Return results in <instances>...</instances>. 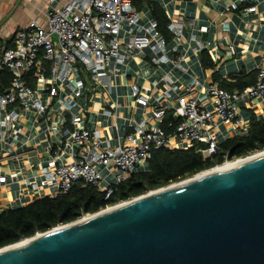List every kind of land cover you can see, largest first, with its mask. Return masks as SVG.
<instances>
[{
	"label": "built area",
	"instance_id": "2783aa9c",
	"mask_svg": "<svg viewBox=\"0 0 264 264\" xmlns=\"http://www.w3.org/2000/svg\"><path fill=\"white\" fill-rule=\"evenodd\" d=\"M49 2L43 21L33 19L19 29L12 47L0 43V74L7 70L11 76L9 86L0 90V146H5V155L18 159L14 150L26 114L32 112L46 122L55 115L59 119L46 129L53 135L58 151L40 164L39 179L25 180L24 190L28 194L53 189L59 195L82 182L106 193L109 199L115 187L144 167L157 150L200 145L203 159H211L220 150L218 129L227 125L246 132L239 116L241 105L258 99L264 101V68L259 70L256 84L242 90L229 91L218 82L204 86L195 78L182 94L170 84L159 97L152 98L134 86L135 102L143 108L150 106L152 118L131 125L132 131L123 145L114 148L103 145L98 131L77 127L87 101L93 94L110 89L112 79L130 55L145 50L163 53L166 41L158 31L157 21L140 23V11L132 0ZM255 10L249 8L248 12ZM179 25H169L170 32L178 35ZM230 51L234 52L233 47ZM154 61H166V57ZM28 81L33 85L26 84ZM168 112L177 119L176 125H163ZM71 148L74 149L71 161L62 162L60 159ZM262 153L226 158L207 171ZM9 177L18 176L13 173ZM6 181L7 177L0 175V183ZM88 216L91 215L84 217Z\"/></svg>",
	"mask_w": 264,
	"mask_h": 264
},
{
	"label": "crops",
	"instance_id": "0c3cea01",
	"mask_svg": "<svg viewBox=\"0 0 264 264\" xmlns=\"http://www.w3.org/2000/svg\"><path fill=\"white\" fill-rule=\"evenodd\" d=\"M156 1L165 10L169 25L180 24V33H172L173 38L166 42L163 53L145 50L130 55L112 79L110 89L93 94L87 101V109L80 114L77 127L98 131L103 145L113 148L123 145L132 131L131 125L146 117L152 118L150 106L143 108L135 102L134 86L155 98L170 84L177 86L178 94H182L195 78L204 86L216 82L215 75L220 81L233 83L241 75L252 72L258 75L264 68V0ZM49 7V0H0V43L12 44L15 33L33 19L43 21ZM249 8L256 10L248 12ZM140 16L143 25L153 20L148 8L140 11ZM163 55L166 61H154ZM161 104L172 106L162 101ZM252 115L264 120V101L258 99L241 105L239 116L245 124L243 129H249ZM57 118L52 116L46 122L32 112L26 114L22 120L23 132L14 150L19 156L17 160L6 156L5 146H0V175L7 177L5 183H0V213L36 199L56 196L53 189L28 194L24 182L39 179L40 164L58 151L53 135L46 130ZM218 133L222 141H227L246 135L247 131L225 125ZM73 152L72 148L67 150L60 160L71 161ZM13 173L17 174L16 179L9 177Z\"/></svg>",
	"mask_w": 264,
	"mask_h": 264
},
{
	"label": "water",
	"instance_id": "95a60500",
	"mask_svg": "<svg viewBox=\"0 0 264 264\" xmlns=\"http://www.w3.org/2000/svg\"><path fill=\"white\" fill-rule=\"evenodd\" d=\"M202 173L4 247L0 264H264V153Z\"/></svg>",
	"mask_w": 264,
	"mask_h": 264
},
{
	"label": "trees",
	"instance_id": "16d2710c",
	"mask_svg": "<svg viewBox=\"0 0 264 264\" xmlns=\"http://www.w3.org/2000/svg\"><path fill=\"white\" fill-rule=\"evenodd\" d=\"M133 6L142 11L148 8L153 20L158 23L160 35L169 42L173 34L169 30L170 20L165 10L156 0H132ZM14 44H8L12 47ZM213 66L212 64H209ZM257 72L237 77L235 82L215 81L229 91L242 90L257 82ZM11 80L10 73L4 70L0 74V90L5 91ZM32 86V82H26ZM174 123L177 119L172 113L166 114L164 124ZM200 145L187 149H160L153 153L143 170L132 173L129 179L116 186L113 194L106 199V193L94 186H85L82 182L74 185L68 193L54 197L36 199L30 204L15 209H6L0 213V249L48 232L56 227L93 215L109 206L145 195L148 192L165 188L174 183L210 170L221 165L226 158L238 159L264 151V120L252 115L246 135L237 136L220 143V150L211 159H203Z\"/></svg>",
	"mask_w": 264,
	"mask_h": 264
},
{
	"label": "bare ground",
	"instance_id": "6f19581e",
	"mask_svg": "<svg viewBox=\"0 0 264 264\" xmlns=\"http://www.w3.org/2000/svg\"><path fill=\"white\" fill-rule=\"evenodd\" d=\"M250 158H251V157H250ZM245 160H246V159H245ZM240 161H243V160H240ZM240 161H238V162H240ZM238 162H237V163H238ZM237 163L227 165V166H225L224 168L231 167V166H233V165H235V164H237ZM213 171H215V170H213ZM210 172H212V171H207V172H205V173H202V175H205V174L210 173ZM202 175H200V176H202ZM111 209H112V208H111ZM108 210H109V209H108ZM89 217H91V216H88L87 218H89ZM29 241H30V240H28V241H23V242H21V244H18V245H15V246L9 247V248H7V249H5V250H3V251L14 249V248H16V247H18V246H20V245H23V244L29 242ZM0 252H2V251H0Z\"/></svg>",
	"mask_w": 264,
	"mask_h": 264
},
{
	"label": "rangeland",
	"instance_id": "374dc122",
	"mask_svg": "<svg viewBox=\"0 0 264 264\" xmlns=\"http://www.w3.org/2000/svg\"><path fill=\"white\" fill-rule=\"evenodd\" d=\"M193 178V177H192ZM188 179H191V178H188ZM188 179H186V180H188ZM182 182V181H181ZM179 183V182H178ZM175 184V183H174ZM156 191V190H155ZM149 193V192H148Z\"/></svg>",
	"mask_w": 264,
	"mask_h": 264
}]
</instances>
